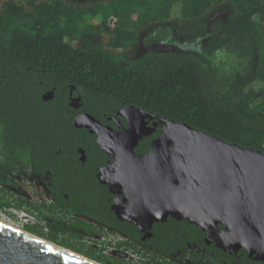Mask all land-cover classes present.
Returning <instances> with one entry per match:
<instances>
[{
    "label": "trees",
    "instance_id": "1",
    "mask_svg": "<svg viewBox=\"0 0 264 264\" xmlns=\"http://www.w3.org/2000/svg\"><path fill=\"white\" fill-rule=\"evenodd\" d=\"M217 10L226 16L208 21ZM69 93L88 113L130 105L264 154V0H0V210H35L45 226L25 232L98 264H139L120 251L137 253L129 243L107 254L91 242L98 232H73L62 196L30 207L8 187L28 167L57 183L79 167L89 141Z\"/></svg>",
    "mask_w": 264,
    "mask_h": 264
},
{
    "label": "water",
    "instance_id": "2",
    "mask_svg": "<svg viewBox=\"0 0 264 264\" xmlns=\"http://www.w3.org/2000/svg\"><path fill=\"white\" fill-rule=\"evenodd\" d=\"M89 118H76L75 127L90 128ZM172 126L146 155L133 152L140 136L109 148L129 202L119 219L150 225L171 216L204 230L220 225L230 231L222 234L224 249L264 261V154ZM0 264L98 263L0 223Z\"/></svg>",
    "mask_w": 264,
    "mask_h": 264
},
{
    "label": "flooded vegetation",
    "instance_id": "3",
    "mask_svg": "<svg viewBox=\"0 0 264 264\" xmlns=\"http://www.w3.org/2000/svg\"><path fill=\"white\" fill-rule=\"evenodd\" d=\"M68 100L74 122L78 117H90L88 129L76 128L73 124L76 129L87 132L89 145L76 149L79 167L70 165V168L64 169L67 178L58 183L50 170L35 171L28 167L20 174L10 175L14 181L8 184L9 189L21 194L26 206L56 207L57 197L62 196L74 211L71 217L80 221L77 225L73 224L76 226L73 232H78V226L83 233L98 232L91 237V242L102 244V248H107V254H113L118 244L129 243L137 253L132 254L130 249L120 251L125 257L137 259L139 264L150 260L153 264H264L244 249H224L222 234L230 231L220 225L204 230L171 216L150 225L119 219L126 214L129 202L120 180L121 171L111 168L115 161L109 148L123 149L126 143H134L135 137L140 136L133 152L143 156L150 153L153 146L160 142L161 135L172 125L185 124H177L130 105L115 106L114 110L106 111L92 104L90 109H94L88 113L83 111L79 98L69 93ZM24 214L27 223H30L27 225L45 226L46 220L43 217L38 219L35 210Z\"/></svg>",
    "mask_w": 264,
    "mask_h": 264
},
{
    "label": "rangeland",
    "instance_id": "4",
    "mask_svg": "<svg viewBox=\"0 0 264 264\" xmlns=\"http://www.w3.org/2000/svg\"><path fill=\"white\" fill-rule=\"evenodd\" d=\"M13 1H19L22 3L24 2V0H13ZM40 1H45V0H40ZM61 1L71 2V3L76 4V5H87L90 2H94V1H100L101 3H105L109 0H61ZM225 16L226 15H225L224 11L217 10L215 12H212L209 15L207 20L211 21V20H216V19H221V18L223 19ZM99 21H100V17L92 19L90 22L97 24ZM181 44L185 45L186 43L182 42ZM144 51H145L144 49L141 50L140 54H142ZM20 213H22V212L14 211L12 209L0 210V221L3 222L4 224L16 229V230L24 231L23 230L24 226L27 224H30V223L23 222L20 218V215H19ZM90 247L94 248V247H96V245H90Z\"/></svg>",
    "mask_w": 264,
    "mask_h": 264
},
{
    "label": "built area",
    "instance_id": "5",
    "mask_svg": "<svg viewBox=\"0 0 264 264\" xmlns=\"http://www.w3.org/2000/svg\"><path fill=\"white\" fill-rule=\"evenodd\" d=\"M114 24H115V20L111 19V20L109 21V25H110V27L113 28V27H114ZM19 215H20L21 220H22L23 222L27 223L26 215H25L24 213H20Z\"/></svg>",
    "mask_w": 264,
    "mask_h": 264
},
{
    "label": "bare ground",
    "instance_id": "6",
    "mask_svg": "<svg viewBox=\"0 0 264 264\" xmlns=\"http://www.w3.org/2000/svg\"><path fill=\"white\" fill-rule=\"evenodd\" d=\"M0 223L4 224V223H3V222H1V221H0ZM4 225H6V224H4ZM6 226H8V225H6ZM9 227H10V226H9ZM11 228H12V227H11ZM13 229H14V228H13ZM15 230H16V229H15ZM18 231H19V230H18Z\"/></svg>",
    "mask_w": 264,
    "mask_h": 264
}]
</instances>
